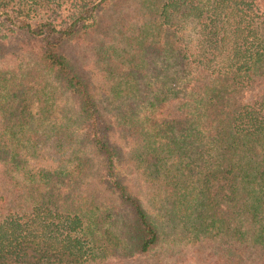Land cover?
<instances>
[{
	"label": "trees",
	"instance_id": "1",
	"mask_svg": "<svg viewBox=\"0 0 264 264\" xmlns=\"http://www.w3.org/2000/svg\"><path fill=\"white\" fill-rule=\"evenodd\" d=\"M140 2L153 5L144 25L121 22L114 42L104 25L103 110L68 52L88 16L62 21L59 0H0L16 33L0 60L37 59L0 67V264L207 241L210 260L264 264V93L240 96L264 72V12L256 0Z\"/></svg>",
	"mask_w": 264,
	"mask_h": 264
},
{
	"label": "rangeland",
	"instance_id": "2",
	"mask_svg": "<svg viewBox=\"0 0 264 264\" xmlns=\"http://www.w3.org/2000/svg\"><path fill=\"white\" fill-rule=\"evenodd\" d=\"M62 7V21H72V13H76L79 16V12H82L83 16H88L84 19H79L74 23V27L79 28L81 26H88L87 33L80 32L76 39V43H72L68 47V52L73 54L74 60L83 66L85 74L90 77L91 89L94 93L100 96V107L104 110V82L107 69L106 61H104V25L112 22L115 29H108L106 33L110 42H114V33L117 28H121V22H129L131 28L136 23L137 27L144 25L147 21L145 13L148 12L153 5H142L140 0H59ZM260 12H264V0H256ZM109 5H114L116 10L110 8ZM129 6V8H128ZM88 9V11H86ZM61 15V14H60ZM129 16L128 18H126ZM4 18L6 16H0V42L9 40L12 37H16V33L11 30L8 23L4 24ZM53 18L59 20V16L54 14ZM15 24L12 22L11 26ZM264 32V29H263ZM128 40H124L123 44H127ZM109 43V42H108ZM6 45H0V54H2V47ZM5 54V53H4ZM24 54V55H23ZM3 55V54H2ZM1 55V56H2ZM6 55V54H5ZM37 59L34 55L30 56L27 53H21L18 56L16 53L9 55L5 58V61L0 60V67L6 65V67L14 68L20 66L22 69H27L29 66L34 65ZM264 93V72L259 74L256 80L247 86V88L240 95L242 102L251 103L254 99L260 97ZM7 180V181H6ZM9 177H5L2 166L0 165V181L7 184ZM138 185H143V181L138 182ZM148 188H144L143 196H146ZM150 190V189H149ZM214 243L207 241L202 244H186V242H179L172 244L171 252L167 250L170 247L169 244L159 248L157 251L152 252L149 256H138L125 259L109 258L107 261H93L89 264H158V259H163V264H225L216 260H210L208 253L213 249ZM162 253V255H160ZM207 257L209 259H207Z\"/></svg>",
	"mask_w": 264,
	"mask_h": 264
}]
</instances>
